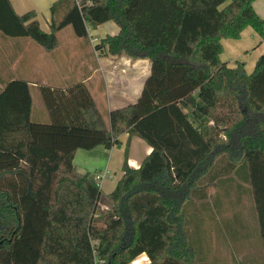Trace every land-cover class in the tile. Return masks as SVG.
<instances>
[{
	"label": "trees",
	"instance_id": "obj_1",
	"mask_svg": "<svg viewBox=\"0 0 264 264\" xmlns=\"http://www.w3.org/2000/svg\"><path fill=\"white\" fill-rule=\"evenodd\" d=\"M254 1L56 0L46 31L35 10L20 15L0 0L5 35L52 50L67 25L88 37L114 21L120 31L96 48L151 60L138 100L109 122L82 81L40 87L47 122L32 119L28 84L9 83L0 99L10 118L0 114V264H128L143 252L148 264H204L197 220L219 172L236 170H246L264 250V54L251 73L221 58L223 39L247 26L264 37ZM124 132L152 151L139 167L126 160L105 193L78 170L76 151L120 146Z\"/></svg>",
	"mask_w": 264,
	"mask_h": 264
},
{
	"label": "crops",
	"instance_id": "obj_2",
	"mask_svg": "<svg viewBox=\"0 0 264 264\" xmlns=\"http://www.w3.org/2000/svg\"><path fill=\"white\" fill-rule=\"evenodd\" d=\"M10 1L20 15L35 10L42 28L50 31L51 6L56 0ZM253 4L264 18V0H255ZM62 14L60 12L57 17ZM71 27L67 25L58 31L59 43L52 50L45 49L30 37H11L0 32V99L9 83L24 81L28 84L32 97V119L47 122L50 121V114L40 87L49 85L67 88L73 82L82 81L90 89L98 110L109 122L112 110L138 100L151 76V60L107 54L96 48V43L92 41L94 37L101 41L106 35H115L120 31L114 21L90 28L88 37L77 36ZM223 45L222 60L229 66L244 62L249 73L254 70L258 58L264 54V37L252 26H247L238 39H223ZM14 91L16 90H11L10 95ZM17 102L19 107L22 100ZM6 112V109H0V114L5 116L4 122L8 118ZM4 122L0 120V128L4 126ZM20 136L18 133L17 137ZM120 139V146L111 149L100 145L76 151L74 163L80 172L89 173L94 178L97 172L109 170V176L104 179L101 187L105 193L116 187L123 175L126 160L129 165L139 167L152 151V146L137 135L124 132ZM218 178L220 179H216L208 189V202L203 204L202 217L197 220L196 248L202 262L234 264L235 259L232 262L231 257L236 250L244 255L243 261L239 259V263L264 264V250L262 243H259V223L257 222L258 231L251 228L256 209L251 185L246 179V170L228 173L220 171ZM243 241L246 242L244 249L238 250L236 246H240ZM225 242H229L228 245ZM149 262L148 254L143 252L128 264Z\"/></svg>",
	"mask_w": 264,
	"mask_h": 264
},
{
	"label": "rangeland",
	"instance_id": "obj_3",
	"mask_svg": "<svg viewBox=\"0 0 264 264\" xmlns=\"http://www.w3.org/2000/svg\"><path fill=\"white\" fill-rule=\"evenodd\" d=\"M72 28V27H71ZM66 43H67V41L66 40H64ZM64 42V43H65ZM256 215H257V213L255 214V216H254V223H252L251 225V228H252V230L253 231H255L256 229H257V231H258V221H257V217H256ZM230 241V240H229ZM228 243L229 242H227V244H226V242H225V244L226 245H228ZM245 241H243V242H240V246H236L237 248H238V250H241V249H244V247H245ZM259 243H261V240H260V242ZM235 255H238L237 257L235 256ZM243 254L242 253H239V252H237L236 250L234 251V256L233 257H231V260H232V262H233V260L235 259V261L233 262L234 264H241V263H239L240 261H239V259H242V261H243ZM237 260H238V262H237Z\"/></svg>",
	"mask_w": 264,
	"mask_h": 264
},
{
	"label": "built area",
	"instance_id": "obj_4",
	"mask_svg": "<svg viewBox=\"0 0 264 264\" xmlns=\"http://www.w3.org/2000/svg\"><path fill=\"white\" fill-rule=\"evenodd\" d=\"M92 41H93L94 43H98V42H99V39H98L97 37H94V38L92 39ZM108 176H109V170H108V169H106V170H104V171H102V172H97V173H96V175H95L94 178L97 180V182H98L100 188H101L102 185H103V181H104V179H105L106 177H108Z\"/></svg>",
	"mask_w": 264,
	"mask_h": 264
}]
</instances>
